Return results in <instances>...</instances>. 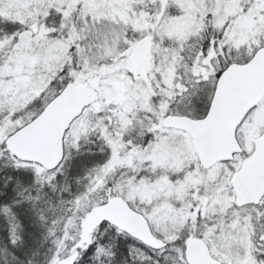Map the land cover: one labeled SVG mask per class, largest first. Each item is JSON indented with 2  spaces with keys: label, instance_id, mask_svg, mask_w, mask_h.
Segmentation results:
<instances>
[{
  "label": "snow or ice",
  "instance_id": "1",
  "mask_svg": "<svg viewBox=\"0 0 264 264\" xmlns=\"http://www.w3.org/2000/svg\"><path fill=\"white\" fill-rule=\"evenodd\" d=\"M0 264H264V0H0Z\"/></svg>",
  "mask_w": 264,
  "mask_h": 264
}]
</instances>
